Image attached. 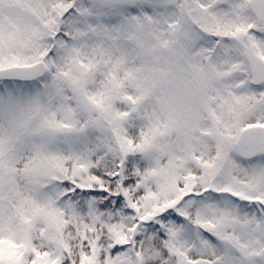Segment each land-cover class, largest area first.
I'll return each instance as SVG.
<instances>
[{"label": "snow or ice", "instance_id": "6c2138e0", "mask_svg": "<svg viewBox=\"0 0 264 264\" xmlns=\"http://www.w3.org/2000/svg\"><path fill=\"white\" fill-rule=\"evenodd\" d=\"M0 264H264V0H0Z\"/></svg>", "mask_w": 264, "mask_h": 264}]
</instances>
